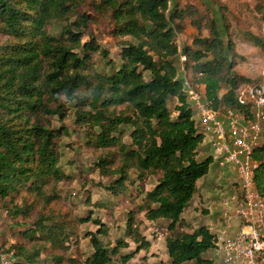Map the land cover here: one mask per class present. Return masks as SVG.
Returning a JSON list of instances; mask_svg holds the SVG:
<instances>
[{
  "label": "trees",
  "instance_id": "trees-1",
  "mask_svg": "<svg viewBox=\"0 0 264 264\" xmlns=\"http://www.w3.org/2000/svg\"><path fill=\"white\" fill-rule=\"evenodd\" d=\"M86 3L95 15L82 9ZM195 13L188 5L170 7V0H0V40L4 39L0 44V200L7 213L24 219L14 225L32 221L27 220L29 205L12 204L16 195L43 194L47 186L55 188L67 177L57 140L68 134L63 121L71 106L85 143L112 149L94 161L111 179L105 190L117 195L135 183L144 189L147 177L155 175L154 186L142 190L136 211L144 212L147 220L166 221L169 264H216L204 256L215 247V233L208 226L190 232L179 229L181 215L213 156L197 159L203 134L183 91L176 60L183 55L185 68L192 64L197 78L190 79L191 85L219 113L239 109L235 88L249 80L233 72L232 43L224 44L212 19L208 36L198 34L193 45L179 47L177 35L186 15L200 32ZM95 16L108 19L109 33L119 47L116 58L109 57L97 34L88 30ZM58 22L64 24L56 35L51 29ZM250 36L263 44L255 34ZM96 56L108 71L97 70ZM223 84L228 86L225 91ZM251 157L257 163L253 184L264 198V143L255 147ZM115 159L117 165L111 166ZM136 211L126 213L125 234L138 244L124 254H120L128 246L124 240L117 239L111 247L104 243L101 236L107 234V227L100 219L88 214L79 218L97 226L86 232L91 254L85 264H125L139 249L150 246L151 240L136 225ZM33 225L25 233L47 231L46 238L57 247L70 240L65 226L52 223L51 216L39 217ZM22 252L13 255L23 257L13 258V264H31V257Z\"/></svg>",
  "mask_w": 264,
  "mask_h": 264
},
{
  "label": "rangeland",
  "instance_id": "rangeland-1",
  "mask_svg": "<svg viewBox=\"0 0 264 264\" xmlns=\"http://www.w3.org/2000/svg\"><path fill=\"white\" fill-rule=\"evenodd\" d=\"M178 5L179 8L191 6L196 13L194 18L201 23L200 32L191 22V18L186 15L182 21V31L177 35V43L181 48L185 44L193 45L192 39L196 35L208 36V25L210 20L216 22L219 33L224 44L230 40L233 46L231 59L232 70L237 75L248 78V82L261 81L264 77V0H170V7ZM86 12L92 11L87 3L82 5ZM95 21L89 27V31L97 34V38L103 48L109 52V57H117L118 45L110 35L108 19L95 16ZM64 23L55 24L51 32L58 35ZM251 34H255L262 40L263 44L256 43ZM4 39L0 40V44ZM180 55L176 60L178 67V77L183 75L195 80L197 74L194 72L192 64L185 68V57ZM95 67L98 71H108L103 60L99 56L95 57ZM246 83V82H244ZM239 84V83H238ZM242 84V83H241ZM228 89L222 85V91ZM176 100L169 102V108L173 111ZM176 114V113H173ZM73 109L68 107L67 118L63 124L68 127V134L58 138L60 151L62 153L61 167L67 175L65 179L55 185L47 186L43 194L22 192L14 197L12 204L18 206L29 205L27 221L25 224L14 225L21 216L7 213L5 202L0 200V256L10 255L14 260L23 259L22 256H13L17 252H22L31 257V264H85V259L91 254V245L88 242L86 232L96 229L92 221L81 223L80 217L91 215L92 219H100L107 227V234L102 235L104 243L109 247L116 243L117 239H122L128 243L127 247L120 249V254L134 251L138 243H135L130 236L125 234L126 213L135 210L140 204L139 198L143 196L142 190L151 189L155 182V175L147 177L144 189L137 188L136 183L130 188L117 195L110 194L104 186L111 181L110 177L104 176L95 166L96 157L111 152L112 149L96 148L85 143L86 137L80 131L79 126H75L73 119ZM52 126H57L56 119H52ZM128 130V128H127ZM264 138V134H263ZM213 156L208 174L197 182V190L194 197L182 213L180 220V230L192 231L194 228L204 224L213 233H217L226 228L227 215L224 214L223 200L233 190H239V173L234 167L219 166V158L214 155L212 149L202 143L197 159ZM117 158V157H116ZM117 165V159L111 166ZM135 175L132 174V178ZM132 191L133 196H129ZM47 196V200H46ZM9 202V201H7ZM230 213V210H228ZM51 216L52 223L64 225L69 233L70 240L62 247H57L53 239H47V231L31 233L33 222L39 217ZM237 219L231 216L232 220ZM135 222L141 234L151 240L148 248H141L134 257L125 264H169L168 255L165 248V236L167 234V223L163 219L155 221L147 220L144 212L136 211ZM231 224V229L233 224ZM28 230V229H27ZM47 230V229H46ZM205 258H211L216 264H222L221 255L214 250L204 253ZM119 257L115 255V258ZM190 264V263H188Z\"/></svg>",
  "mask_w": 264,
  "mask_h": 264
},
{
  "label": "built area",
  "instance_id": "built-area-1",
  "mask_svg": "<svg viewBox=\"0 0 264 264\" xmlns=\"http://www.w3.org/2000/svg\"><path fill=\"white\" fill-rule=\"evenodd\" d=\"M182 82L203 142L219 158V166L236 168L240 178L239 190L223 200L227 224L215 234L213 250L221 255L222 264H264V198L253 184L257 163L251 157L255 147L264 143V77L239 84L235 88L239 109L225 108L222 113L207 105L185 74ZM231 216L237 219L232 229ZM0 264L13 262L3 255Z\"/></svg>",
  "mask_w": 264,
  "mask_h": 264
},
{
  "label": "crops",
  "instance_id": "crops-1",
  "mask_svg": "<svg viewBox=\"0 0 264 264\" xmlns=\"http://www.w3.org/2000/svg\"><path fill=\"white\" fill-rule=\"evenodd\" d=\"M207 174H208V173H207ZM207 174H206V175H207ZM206 175H205V176H206ZM203 177H204V176H203ZM203 177H201L198 181H200ZM198 181H197V182H198ZM231 223L233 224V228L236 227V224H235L236 221H235L234 219L232 220Z\"/></svg>",
  "mask_w": 264,
  "mask_h": 264
}]
</instances>
